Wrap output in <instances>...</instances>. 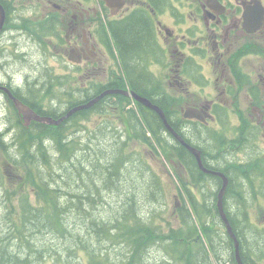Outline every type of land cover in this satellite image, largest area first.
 Here are the masks:
<instances>
[{
    "label": "trees",
    "instance_id": "trees-1",
    "mask_svg": "<svg viewBox=\"0 0 264 264\" xmlns=\"http://www.w3.org/2000/svg\"><path fill=\"white\" fill-rule=\"evenodd\" d=\"M147 34L145 24L133 19L121 28L116 39L121 50L126 51L137 48L146 41ZM42 48L45 49V45ZM130 64L128 73L131 84L133 88H137V92L143 91L142 84L147 78L139 75L137 63ZM44 70L50 69L43 65L41 71ZM151 85L161 91L153 80ZM103 90V85L90 83L83 93L75 94L63 86L61 94L57 95L61 99V105L69 108L82 97L91 99ZM142 95L152 99L150 94ZM129 102L121 94H107L91 107L74 112L55 126L35 121L29 125L24 124L9 101L3 126L0 128V153L5 158L2 167L7 171L5 178L0 172V181L4 180L0 184V264H30L25 259L26 254L40 251L26 247L27 244L46 246V252L36 257V264L47 259L59 264H71L77 255L81 257L82 254L88 257L87 264H236L233 241L216 207L221 180L199 170L193 155L177 145L173 162L181 168L185 165L187 174L183 175L175 164L171 166L177 179L174 188L179 193L175 194L178 204L170 216L171 220L174 218L177 221V226L169 225L171 220L164 216V212L168 211L165 183L151 168L147 158L129 148V142L144 144L153 160L161 164V154L171 158V136L156 112L142 107L140 111L123 109ZM156 103L162 107L171 124L164 103ZM28 106L40 114L53 117L61 113L55 109L45 111ZM81 133L86 138H82ZM107 135L113 137L109 154L104 144L95 143L97 140L102 141ZM221 146L216 141L215 146L211 147L214 160L225 155L220 153ZM91 148L94 149L95 157L87 158ZM206 156L209 158V153L203 150L202 161L206 167H210ZM126 160L132 161V164L121 170ZM230 161V156L221 157L220 163L214 161L213 164L228 178L223 199L224 211L239 240L242 262L254 264L250 262V253L255 252L245 248L244 240L246 234L259 235L262 232L253 226L248 217L247 190L241 187V183L254 178V173L239 172L234 175L231 167L229 170L225 169ZM133 171L138 175L132 176ZM124 174L131 177L121 178ZM13 175L14 182L10 186ZM145 177L151 184L143 181ZM109 179L120 180L124 188H137L141 182H146L148 186L145 194L155 200L153 194L156 192L161 206L147 210L144 218L135 213L134 197L127 196L115 213L100 215L98 212L101 206H97L96 200L100 191L104 188L111 191L118 188L117 185L108 183ZM74 186L85 188L87 194L71 193ZM31 194L34 196L33 201L30 200ZM64 194L69 195L66 205L60 200ZM83 196L91 208L79 204ZM75 198L77 203L74 202ZM76 208L79 210L78 218L65 217V211ZM75 220L80 225L78 232L74 231L75 227L71 223ZM42 233H50V238L62 240L61 245L54 246L55 244L47 242L38 244L35 238ZM255 239L253 243L261 244L258 237ZM153 246L162 250V258H151L150 249ZM224 253L227 255L225 258L222 257Z\"/></svg>",
    "mask_w": 264,
    "mask_h": 264
},
{
    "label": "flooded vegetation",
    "instance_id": "flooded-vegetation-1",
    "mask_svg": "<svg viewBox=\"0 0 264 264\" xmlns=\"http://www.w3.org/2000/svg\"><path fill=\"white\" fill-rule=\"evenodd\" d=\"M38 13L49 18L41 20ZM0 15V58H10L4 64L0 61V65L23 64L30 56L25 51L30 45L38 49L41 60L46 55L65 62L63 70L41 71L45 78L36 73L32 79L19 75L15 81L12 75L4 74L0 85L9 88L22 102L45 111L59 109L61 113L54 117L58 118L73 105L89 100L82 97L63 109L57 91L68 83L75 94L83 93L90 83L126 90L127 96L109 93L121 94L130 101L123 109L140 111L142 107L154 111L135 100L132 92L154 104L162 101L172 127L187 143L201 153L206 150L205 145L190 136V132L201 131L222 144L220 153L225 155L218 160L206 150L209 158H205L212 167L208 168L220 170L213 162L230 156L226 170L231 167L234 175L254 173L252 180L245 181L247 202L255 196L264 200V158L253 159L251 153H245L251 146L254 149L256 138L264 139V133L260 136L259 131L264 128V0H0ZM62 15L67 19V28L58 45ZM133 19L148 28L147 40L137 48L123 51L116 34ZM130 63H137L139 75L147 78L143 91L137 92L131 84ZM159 67L166 70L174 84L171 80L166 87L161 83L156 71ZM163 71L160 69L159 74ZM94 79L101 81L94 83ZM253 79L255 83H250ZM82 80L89 82L84 85ZM152 80L161 91L151 85ZM29 84L41 86L28 93ZM142 93L150 94L152 99ZM0 94L6 106L9 101L13 104L3 88ZM239 102L248 110L247 118H232V108H237ZM257 111L260 114L254 119L252 113ZM211 123L225 129L226 123L229 129L226 134H212L207 131ZM169 135L171 153L177 150L176 145L189 151ZM181 169L186 175L185 165ZM250 209L247 203L248 214ZM256 237L264 245V233ZM255 238L246 236L245 246ZM254 252L250 253V262L264 264V248Z\"/></svg>",
    "mask_w": 264,
    "mask_h": 264
},
{
    "label": "rangeland",
    "instance_id": "rangeland-1",
    "mask_svg": "<svg viewBox=\"0 0 264 264\" xmlns=\"http://www.w3.org/2000/svg\"><path fill=\"white\" fill-rule=\"evenodd\" d=\"M39 19L44 20L47 19L49 17H43V15H41V13H38L36 15ZM61 20V24L58 26V34L60 36V40H59V44H62L63 40L61 39V36L64 35V31L67 28V19L62 15ZM25 51H28L30 53L29 58L23 62V64H19V63H15V62H11L8 63L7 66L4 67V65H0V78H3V75H12L15 79V81H18V76H22V77H26L24 75L27 74V76L29 78L33 77V74L36 73H40L44 78L45 75L41 72V67L43 65H46L50 71H60L63 70L62 65L65 64V62L62 60L61 63L55 61L52 58H47V56H44V60H41L40 57H38L37 52L38 49L36 47H33L32 45L29 46V49L27 48ZM19 52V50H18ZM10 58L9 57H1L0 61L4 64V61H8ZM37 60H40L41 62H37ZM40 66V67H39ZM163 69V73L159 74V70ZM157 74L160 76L161 78V83L163 85H165V87L167 86L169 80L172 81V84H174V81L171 78L167 77L166 74V70L163 67H159L157 70ZM99 81H101V79H94V83H98ZM89 81L87 80H82V83L84 85H87ZM250 83H255V80H250ZM41 84H29L27 86V90L28 93L32 92L35 88L40 87ZM71 84L68 83L66 86H64V88H68L69 90L71 89ZM194 89H196V87H193ZM62 88L61 90L58 89L57 93L61 94ZM197 97V96H196ZM242 100V96H240V101ZM5 99L1 96L0 94V128L3 126V121H4V114L7 110L6 105L4 104ZM62 107L64 108V106L62 105ZM49 110H52V108H50ZM58 111H60L59 109H56ZM180 113V109L177 110ZM248 110L244 107V105L242 104V102H239L238 107L232 108L231 111V115L232 118L234 116V118L236 119L237 116H242L244 118H247L248 116ZM253 117L254 119H256L258 117V115L260 114L259 111H257V113L253 112ZM226 125V129L220 125V124H215V123H211L207 126V131L209 133L212 134H217L220 131H222L224 134H226V132L229 129V126L225 123ZM260 131V136L261 133H264V128ZM190 136L193 138V140H195L196 142H198L200 145H205V149L209 152L213 143L215 144V137L211 134L205 133V132H190ZM81 137L82 138H86L85 135L83 133H81ZM113 141V137L111 135H107L104 136L102 141L101 140H97L95 141V143L97 145H105V148L107 150V153H110V144H112ZM103 142V143H102ZM261 142L262 145L258 146L257 143ZM253 150H252V146L250 147V149L245 152V153H251L253 156V159H257V158H264V139L261 138H256L253 141ZM129 148L133 151L138 153L139 155H142L144 158H147V161L149 163V165L151 166V168L159 174V176L161 177L162 181H164L165 183V201L168 205V211L164 212V216L165 218L171 220L170 216H172V214L175 212V207L178 204V199L177 196L175 195L176 193H179L178 191L175 190L174 185L177 183V179L175 178V171L171 169V166L173 164H175L177 166V168L182 172L181 167L174 163L173 160H175V154L174 153H170V157L171 158H166L164 155L161 154L160 158H161V164H159L158 162L154 161L152 158V154L151 152L148 150V147H146L144 144L142 143H137L134 141H130L129 142ZM94 149H90L89 152V156L87 158H94L95 157V153L93 151ZM212 154V153H211ZM219 162V161H218ZM220 163V162H219ZM5 164V158L4 155L0 153V172L3 175V178H5L7 176V171H5V168H3L2 166ZM106 164V163H105ZM130 164H132V161H128L126 160L123 163V167L121 168V170L128 168L130 166ZM138 175V173L136 171H133L132 176ZM184 175V174H183ZM124 176H128L129 178L131 177L130 175H121V178H123ZM14 178L15 176L13 175V181L11 184H9L10 186L13 184L14 182ZM187 177L184 176V179ZM146 181L148 184H151L149 181H147L146 177L143 178V181ZM4 182V180L0 181V184H2ZM108 183L114 185H117L118 188H113L114 190L111 191L109 189H102L99 193V196H97V201L98 204L97 206H101L99 209V214L103 215V216H108V215H112L113 213H115V211H117L120 206L123 204V201L126 199L127 196H133L134 200H135V204H134V210L136 214H140L142 215L144 218H146V212L147 210L153 208L154 206L160 207L161 206V200L159 195L155 192V194H153L155 196V200H151L149 198V196L147 194H145V188L148 186V184L146 182H141L140 186L137 188L134 187H130V188H124L121 184L120 180H114L112 181V179L107 180ZM171 183V184H170ZM241 187L244 190H247V185L246 183H241ZM71 193H75V194H87L85 192V188H80V187H76L74 186V188H72L70 190ZM249 195V194H248ZM69 195L68 194H64L61 196L60 200L63 201V203L66 205V199ZM1 197H2V193L0 192V209H1ZM96 197V196H95ZM151 202H149V199ZM34 196L31 194L30 195V200L33 201ZM121 199V202H120ZM79 204H85L87 205V208H91L88 204H87V199H85V197H81L80 198ZM74 202L77 203V198H75ZM264 202V200L260 197V196H255L254 200H250L249 205L251 206L250 209V213H249V219L251 221V223L253 224V226L255 228H259L260 232L264 233V204L262 203ZM103 205V206H102ZM61 207V205H60ZM159 209V208H158ZM79 210L76 208L75 210H70V211H65L64 215L65 217H71V218H78L79 217ZM80 220V219H79ZM81 221V220H80ZM164 225L165 222L160 220ZM73 222V223H72ZM71 223L74 225L75 227V232H78V228H79V223L78 220L75 221H71ZM169 225H173V226H177V221L173 218L171 220V222H169ZM0 226H1V221H0ZM247 229V228H246ZM250 231V230H249ZM246 236H254V238L256 237V235H247ZM35 241L40 244V243H51V244H55L54 246H60L62 243V240H57L56 238H50V233H42L40 234L38 237L35 238ZM12 245V244H11ZM26 247H33L35 249H39V253H32V254H26L25 259L28 263L30 264H36V262L38 261V259L36 258L39 254L46 252V246H38V245H29L27 244ZM245 248L247 250H261L264 248L263 243L261 244H248L247 246H245ZM151 250V251H150ZM150 256L151 258L158 259V258H162L163 252L161 249H159L156 246H153L150 249ZM224 252V251H223ZM163 255V256H162ZM227 255L224 253L222 255L223 258H225ZM89 261L88 257H86L85 255H81V257H75L74 260H72L71 264H87ZM41 264H59L57 261L55 260H45L43 261ZM223 264H229V262H224Z\"/></svg>",
    "mask_w": 264,
    "mask_h": 264
},
{
    "label": "water",
    "instance_id": "water-1",
    "mask_svg": "<svg viewBox=\"0 0 264 264\" xmlns=\"http://www.w3.org/2000/svg\"><path fill=\"white\" fill-rule=\"evenodd\" d=\"M2 23H3L2 15H0V30L2 27ZM0 88H3V90L7 94L8 98L12 100L15 109L17 110L18 114L21 116L23 123L26 125H28L31 121H36V122H40V123H44V124L59 125L64 119L68 118L71 114H73L77 110L86 109V108L91 107L93 104L97 103L106 94L121 93V94H124L126 96L129 95L128 92L126 90H123V89H105L102 92H100L99 94H97L96 96L89 99L88 101L71 107L62 116H60L58 118H54L50 115H41V114L37 113L31 107H29L27 104L22 102L18 97H16L11 92V90L9 88H7L5 86H1V85H0ZM132 97L135 100H137V101L141 102L142 104H144L145 106H147L148 108L154 110L159 115V117L161 118V120L163 122V125L165 127L166 132L171 133L180 142V144L185 146L191 152V154L195 157L198 168L202 172L207 173V174L216 175L221 179V185L217 191V199H216L217 211H218L219 217L221 218V221H222L229 237L233 241V255H234L235 262H236V264H243L242 259H241V255H240V250H239V240H238L235 232L233 231L232 226L229 222V219H228V217L224 211L223 199H224L225 191H226V188L228 185L227 176L222 171L210 169L203 164L200 149L193 146V145H190L189 143H187L181 137V135L174 130V128L168 122L166 115H165V113L161 107H159L157 104L150 102L147 98L136 94L135 92H132Z\"/></svg>",
    "mask_w": 264,
    "mask_h": 264
},
{
    "label": "bare ground",
    "instance_id": "bare-ground-1",
    "mask_svg": "<svg viewBox=\"0 0 264 264\" xmlns=\"http://www.w3.org/2000/svg\"><path fill=\"white\" fill-rule=\"evenodd\" d=\"M24 76H27V74H26V75H24ZM23 78H24V77H23ZM32 78H33V77H32ZM32 78H31V79H32ZM25 80H26V79H25ZM29 82H30V80H29ZM31 82H32V80H31ZM33 82H34V83H36V81H33Z\"/></svg>",
    "mask_w": 264,
    "mask_h": 264
}]
</instances>
